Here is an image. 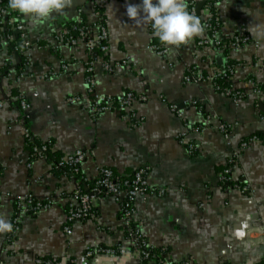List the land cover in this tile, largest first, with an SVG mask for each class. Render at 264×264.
Returning a JSON list of instances; mask_svg holds the SVG:
<instances>
[{
    "label": "crops",
    "instance_id": "0c3cea01",
    "mask_svg": "<svg viewBox=\"0 0 264 264\" xmlns=\"http://www.w3.org/2000/svg\"><path fill=\"white\" fill-rule=\"evenodd\" d=\"M140 2L100 0L108 51L92 54L97 57L96 92L117 96L132 90L146 96L131 104L135 125L122 120L119 111L89 112V53L82 43L66 46L56 40L68 22L96 20L91 0H72L71 7L36 26L20 14L29 43L26 66L19 68L20 55L8 54L0 37V214L11 222L13 196L31 193L51 200L38 213L21 215L13 245L9 232L0 233V264H36V258L106 264L112 257L86 256V248L118 244L130 253L125 264H156L138 259L125 239L119 202L111 195L94 200L95 219L74 221L71 233L64 231L72 192L78 185L87 190L100 166L118 176L149 168L148 191L134 201V221L164 259L173 264H264V144L240 148L242 138L264 133L263 108L253 94L234 102L209 80L185 79L192 69L206 76L231 64L228 82L234 88L250 92V78L264 86V0H217L211 13L204 0H197L202 2L200 16L217 18L220 39L243 31L252 41L226 53L198 45V36L162 55L149 49L152 43L161 44L151 25L142 17L126 16V3ZM103 59L114 65L113 71L103 70ZM18 91L29 104L24 111L12 99ZM72 95L79 101L69 103ZM220 123L231 125L228 138L219 131ZM197 126L202 129L195 130ZM25 127L34 139L48 141L57 155L85 150L82 179L53 168L46 158L29 162ZM230 156L235 159L232 180L223 184L218 177ZM115 257L111 264H120L122 255Z\"/></svg>",
    "mask_w": 264,
    "mask_h": 264
},
{
    "label": "built area",
    "instance_id": "2783aa9c",
    "mask_svg": "<svg viewBox=\"0 0 264 264\" xmlns=\"http://www.w3.org/2000/svg\"><path fill=\"white\" fill-rule=\"evenodd\" d=\"M1 1V0H0ZM94 13L96 15V20L92 24H87L83 18L79 17L72 22L68 27H65L57 35V41L59 44L66 46H75L78 42L82 43L89 53V61L86 65V90L89 94L90 102L88 110L91 114L99 115L108 111H119L120 118L124 121H129L133 125L138 122L137 115L131 112L130 107L134 101H145L146 96L143 94H138L132 90H126L117 96L102 95L95 90V80H94V65L96 63V58L92 54L96 53L98 55H105L108 51V31L106 27V22L101 14L100 10V0H91ZM206 3V9L208 11L215 4L217 0H204ZM188 5V11L199 15L196 12L195 6L197 0H186ZM81 12V8L78 9ZM8 13V8L1 7L0 5V24H4L3 17ZM200 16V15H199ZM201 21L204 25V33L198 39V45L209 46L217 50L224 51L226 53L231 50H236L243 45L248 44L252 41V38L245 32H240L235 34L228 39H220L217 36L218 20L212 14L209 18H204L202 16ZM12 20L9 23L12 24ZM3 27L0 26V31H3ZM12 33H17L18 38V48L15 53L22 56L23 63L22 66H26L29 63V43L24 38L23 24L18 22L11 29ZM12 33L3 34L0 32V37L3 43H7L14 38ZM149 49L154 51L158 55H162L166 51V47L162 44L152 43L149 45ZM125 62V61H124ZM102 68L107 72L113 71L114 65L107 60H102ZM66 67V65H64ZM232 71V65L227 64L226 67L211 75H203L195 72V70H190L185 79L195 80V81H205L209 80L212 82L214 87L225 94L227 97L237 102L241 98L253 94L256 96L257 105H262L264 109V86L256 84L253 79H248L247 83L251 87V91L237 89L232 85L221 86L216 83V80L220 77H224L228 80L229 74ZM12 99L18 104L20 111H24L29 108L28 101L21 92H16ZM80 97L77 95H72L67 97L69 103H74L79 101ZM1 105V103H0ZM172 110L176 111L179 115L182 114L181 111L177 110L175 105L170 106ZM264 120V115H262ZM202 127L197 126L195 130H201ZM219 131L223 134L225 138H228L231 132V125L228 123H220L218 125ZM24 142L33 143L30 145L31 153H29L31 162L35 158H46V153L51 147L50 143L41 142L34 143V137L28 128L23 130ZM260 143L264 144V133L263 135L252 134L248 137L242 138L240 141V148H246L250 144ZM86 156V151L82 149H77L73 152L62 154L57 159L51 162V165L55 168L66 170L69 172L72 178L76 181L82 179L80 175V164ZM32 159V160H31ZM234 156H230L227 160V166L222 169L219 174V181L223 184L231 181V165L234 162ZM149 168L140 167L135 169L132 173L127 175V177L122 179H116V174L110 167L100 166L97 169V177L93 183L88 187L87 190H83L79 185L72 192L69 202L66 208V224L63 229L67 234L71 233L70 223L77 220L85 219H95L97 216V211L94 206V200L100 198L103 195H111L119 202V220L123 227V232L125 239L128 240L133 248L135 249V254L140 261L154 260L156 264H173L171 261L166 260L162 257L160 252L155 250L151 246L146 238L140 231V228L136 225L134 221V201L138 196L145 194L148 191L147 173ZM241 191H247L246 186H237ZM14 200V213L11 219L13 225L12 230L9 232L8 241L11 245L14 244L13 236L18 230L19 220L22 214H36L40 210L47 208L51 204L49 197L39 198L31 193L13 196ZM13 248V247H12ZM127 252L126 248L121 244L116 246L106 247L97 246L95 248H86L85 255H105L108 257H115L117 255H123ZM56 261L50 258H36V264H55ZM109 264V263H106ZM183 264H191L189 261H184Z\"/></svg>",
    "mask_w": 264,
    "mask_h": 264
},
{
    "label": "clouds",
    "instance_id": "9594fccd",
    "mask_svg": "<svg viewBox=\"0 0 264 264\" xmlns=\"http://www.w3.org/2000/svg\"><path fill=\"white\" fill-rule=\"evenodd\" d=\"M8 4L11 9L29 17L36 26L52 13L71 7L72 0H8ZM125 7L129 20L142 17L151 25L153 35L168 50L188 44L204 33L201 17L187 11L186 0H141L138 4L126 3ZM12 228V223L0 214V233L10 232ZM129 256L130 253L124 252L120 264H125ZM115 259L112 257L109 264Z\"/></svg>",
    "mask_w": 264,
    "mask_h": 264
},
{
    "label": "trees",
    "instance_id": "16d2710c",
    "mask_svg": "<svg viewBox=\"0 0 264 264\" xmlns=\"http://www.w3.org/2000/svg\"><path fill=\"white\" fill-rule=\"evenodd\" d=\"M0 5L1 7H6L8 8V13L3 17V20H4V24H0V26L3 27V31H0L1 33L3 34H7V33H12L11 29L14 25H16L18 22H22L21 21V18H20V13L16 10H13L9 7V4H8V0H1L0 1ZM213 8V7H212ZM9 20H12V24L9 23ZM74 23V21H70L67 23L66 27H68L71 23ZM12 35L14 36V38L12 40H10L8 43H7V52L8 54H12L13 52L17 51V48H18V38H19V35L17 33H12ZM19 63V64H18ZM17 63V65L19 66V68L22 66V63H23V59H22V56H20V61ZM7 65L9 64V62L7 61L6 63ZM216 83L221 85V86H227L229 85V82L226 78L224 77H220L216 80ZM261 113L262 115H264V109L261 110ZM257 135H263L261 133H256ZM34 143H41L40 141L34 139ZM33 144V143H31ZM30 143L27 142V147H28V152L31 153V145ZM60 156L57 155L55 152L52 151V148L50 147L46 153V159H48L50 162H52L53 160L57 159L58 157ZM53 168H55L54 166H52ZM58 169V168H56ZM62 170V169H60ZM66 171V170H64ZM127 176H118L116 175V179H122V178H125ZM93 183V182H92ZM91 183V184H92ZM90 184V185H91ZM227 184H230L229 182H227ZM232 185V184H231ZM55 264H57V262H55Z\"/></svg>",
    "mask_w": 264,
    "mask_h": 264
},
{
    "label": "water",
    "instance_id": "95a60500",
    "mask_svg": "<svg viewBox=\"0 0 264 264\" xmlns=\"http://www.w3.org/2000/svg\"><path fill=\"white\" fill-rule=\"evenodd\" d=\"M201 4H202V2H197L196 6H195L197 13H199V9H200ZM94 54L96 55V53H94ZM260 107L262 108V105H260Z\"/></svg>",
    "mask_w": 264,
    "mask_h": 264
}]
</instances>
